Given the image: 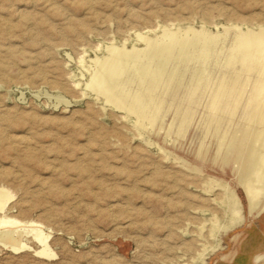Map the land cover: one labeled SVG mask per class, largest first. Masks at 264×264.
Segmentation results:
<instances>
[{
    "label": "rangeland",
    "instance_id": "374dc122",
    "mask_svg": "<svg viewBox=\"0 0 264 264\" xmlns=\"http://www.w3.org/2000/svg\"><path fill=\"white\" fill-rule=\"evenodd\" d=\"M242 19L264 26V0H0V191L9 197L0 215L40 224L57 254L0 247V264L194 261L204 245L183 243L198 230L191 207L202 201L188 193L200 194L206 177L239 197L242 219L203 264L258 263L264 209L248 215L237 180L244 158L233 147L220 156L206 135L209 85L197 104L187 99L203 68L213 80L234 76L228 53L242 31L232 23ZM163 26L195 33L177 35L154 92L125 82L129 100L149 104L153 121L140 126L87 87L91 59L111 43L143 47L137 34L155 37Z\"/></svg>",
    "mask_w": 264,
    "mask_h": 264
},
{
    "label": "bare ground",
    "instance_id": "6f19581e",
    "mask_svg": "<svg viewBox=\"0 0 264 264\" xmlns=\"http://www.w3.org/2000/svg\"><path fill=\"white\" fill-rule=\"evenodd\" d=\"M247 19H242L241 24L232 23L235 29L242 31L236 45L228 53L227 65L233 69L234 76L227 79L224 75L219 80H213L207 69L203 68L197 78H192V88L187 99L190 103L197 104L201 98L200 91L203 92L205 86L209 85L206 93L209 116L206 135L216 138V149L220 156L233 147L236 158H244L237 180L247 200L248 215H258L264 209V26L259 24L258 28H254L246 24ZM177 30L163 26L161 33L155 37L138 33L137 39L143 42V47L127 48L125 43L106 45L105 54H97L91 59L94 68L88 83L85 84L100 95L105 103L122 110L125 118L133 115L140 126L144 122L151 124L153 118L147 115L148 102L137 94L129 100V91L124 90V84L128 81H137L138 86L146 83L153 92L158 88L166 65L162 60L174 52L177 35L195 33L191 27L185 31ZM187 41L182 43L178 53L189 45ZM208 41H211V38L205 39V42ZM153 60L158 61L153 63ZM237 66H240V70ZM173 76L174 73L171 74L167 85L172 82ZM246 94L247 99L244 100ZM205 181L214 182L217 190L211 192ZM197 183H200V194L190 191L188 194L202 201L198 206L191 207L192 212L198 215L195 217L198 230L190 241L183 244L190 246L192 243L193 246L192 241H198L204 246L194 257V261L187 260L183 264H203L204 259L219 247L220 235L234 229L242 219L239 212L240 199L226 184L207 177L205 180H197ZM8 199L9 197L0 191V212L7 207ZM50 239V231H45L40 224L32 220L20 221L0 215V247L3 249L12 253L30 251L36 257L51 260L55 259L57 254L50 245ZM31 242L35 243L36 248ZM193 250L192 247L189 254L192 255ZM263 261L264 252L257 258V264Z\"/></svg>",
    "mask_w": 264,
    "mask_h": 264
}]
</instances>
